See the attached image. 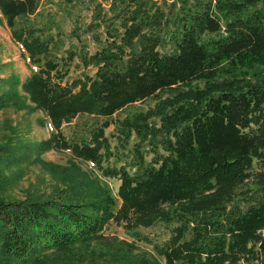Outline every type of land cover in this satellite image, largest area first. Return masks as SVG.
Returning <instances> with one entry per match:
<instances>
[{
	"label": "trees",
	"instance_id": "1",
	"mask_svg": "<svg viewBox=\"0 0 264 264\" xmlns=\"http://www.w3.org/2000/svg\"><path fill=\"white\" fill-rule=\"evenodd\" d=\"M0 20L32 67L27 96L0 78V110L40 109L52 128L0 152L12 165L31 155L65 184L21 199L0 186V264L104 245L110 220L128 249L163 258L121 254L129 264H264V83L244 74L264 65V0H0ZM133 137L129 159L109 164ZM49 150L74 170L41 160ZM74 159L119 180L117 211Z\"/></svg>",
	"mask_w": 264,
	"mask_h": 264
},
{
	"label": "rangeland",
	"instance_id": "2",
	"mask_svg": "<svg viewBox=\"0 0 264 264\" xmlns=\"http://www.w3.org/2000/svg\"><path fill=\"white\" fill-rule=\"evenodd\" d=\"M31 69L32 67L29 66L25 56L21 53V47L14 41L5 23L0 20V78H17L19 80V87H17L19 94L27 96L22 92L20 84L29 77ZM88 71L92 73L91 69ZM77 74L78 72L73 71L72 76ZM244 74L252 83H264V65H255ZM7 89L8 83L3 84L2 90ZM25 103L28 106H33L27 98ZM63 130L68 131L66 128ZM51 131L50 118L43 114L40 109H27L26 107L17 109L15 106H8L0 110V145L4 144L10 136H12V140L22 138L25 142L33 145L47 138ZM105 132L111 145L114 146L116 144V139L113 136L115 133L114 126L110 125ZM134 140L135 137L131 138L123 148L117 145L120 150L118 151V159L111 158L108 161L109 164L117 166L128 160ZM40 158L44 162L55 163L68 171L74 170L69 164L71 157L67 151L49 150L42 153ZM74 160L79 167L78 172L85 171L88 174L94 172L99 176L101 183L114 198V211H117L121 203L117 195L119 180L100 176L97 168L90 162H84L80 159ZM1 175H4L5 178L0 180V186L1 188L6 187L4 193L11 198L21 199L26 191L41 194L43 198L52 197L58 189L65 186L64 183L60 182L61 176L56 173L51 174L40 162L32 161L31 155L26 158L22 157L18 165H12L10 158L0 152ZM140 230L144 233L149 232V229ZM101 234L105 239L103 240L104 245L92 242L85 249H74L73 251L76 253L67 256L61 251H47L41 253L39 260L33 264H129L120 259L121 254H145L163 263V258L154 253L147 244L136 241L137 248L132 251L128 249L122 242L130 240V238L125 234L122 225L114 220H110L104 225ZM10 264L16 263L11 262Z\"/></svg>",
	"mask_w": 264,
	"mask_h": 264
}]
</instances>
